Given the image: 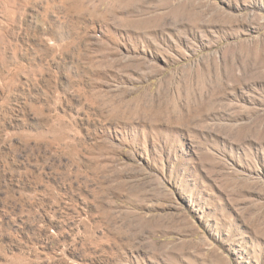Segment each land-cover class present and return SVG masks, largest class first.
Masks as SVG:
<instances>
[{
	"label": "rangeland",
	"instance_id": "374dc122",
	"mask_svg": "<svg viewBox=\"0 0 264 264\" xmlns=\"http://www.w3.org/2000/svg\"><path fill=\"white\" fill-rule=\"evenodd\" d=\"M0 264H264V0H0Z\"/></svg>",
	"mask_w": 264,
	"mask_h": 264
}]
</instances>
